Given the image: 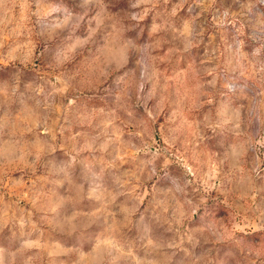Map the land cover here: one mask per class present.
<instances>
[{
	"label": "clouds",
	"instance_id": "obj_1",
	"mask_svg": "<svg viewBox=\"0 0 264 264\" xmlns=\"http://www.w3.org/2000/svg\"><path fill=\"white\" fill-rule=\"evenodd\" d=\"M0 264H264V0H0Z\"/></svg>",
	"mask_w": 264,
	"mask_h": 264
}]
</instances>
